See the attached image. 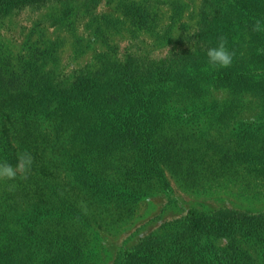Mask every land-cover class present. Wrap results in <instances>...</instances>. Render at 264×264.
<instances>
[{"label": "rangeland", "instance_id": "374dc122", "mask_svg": "<svg viewBox=\"0 0 264 264\" xmlns=\"http://www.w3.org/2000/svg\"><path fill=\"white\" fill-rule=\"evenodd\" d=\"M257 21L264 0H0V161L44 169L0 179V264H264ZM135 88L167 139L130 135Z\"/></svg>", "mask_w": 264, "mask_h": 264}, {"label": "trees", "instance_id": "16d2710c", "mask_svg": "<svg viewBox=\"0 0 264 264\" xmlns=\"http://www.w3.org/2000/svg\"><path fill=\"white\" fill-rule=\"evenodd\" d=\"M87 86H80L78 85L76 89L83 91L84 88ZM138 88H135L134 92L129 95V100H128V116L126 118L127 122L125 123L126 126L128 127V131L130 132V135L132 136H138V139H142L144 142H147L148 140L152 143L154 139V136H163V129H164V124L161 121V119L156 117V114H153V108L147 104L144 98L141 97L140 92L137 90ZM168 137L164 135V139H167ZM28 149H20L19 147H12L6 151H4V156H3V161L15 165L18 162V157L21 153L23 152H28ZM39 151L34 150L33 153L31 154L32 159H33V164L31 169L33 170V176L38 177L41 175V171H43V165L40 164L41 162V154L38 153ZM163 152L165 153L166 150ZM144 155L149 156L151 159H161L163 160V163H165L166 158H162V152L159 153V150L157 149L156 145L152 146H147L145 147V153ZM146 160L147 157H146ZM148 178H145L142 180L143 183L146 182ZM146 187V186H143ZM203 222H200L202 224ZM257 224H262L264 225V222H258L256 221ZM149 240V241H148ZM148 241V242H147ZM145 240V243H140L139 248L137 251L140 253L142 250L146 251L149 250V243L151 242L150 238ZM152 250V249H151ZM144 252H141V255ZM148 256V254H145ZM140 257V256H139Z\"/></svg>", "mask_w": 264, "mask_h": 264}, {"label": "clouds", "instance_id": "9594fccd", "mask_svg": "<svg viewBox=\"0 0 264 264\" xmlns=\"http://www.w3.org/2000/svg\"><path fill=\"white\" fill-rule=\"evenodd\" d=\"M254 27L257 31H264V21H257ZM207 58L213 66L227 67L232 63L233 54L226 48L225 38L221 37L216 46L208 48ZM32 164L33 159L28 152L19 155L16 166L0 161V179L14 180L17 178L18 171L26 174L31 169Z\"/></svg>", "mask_w": 264, "mask_h": 264}]
</instances>
